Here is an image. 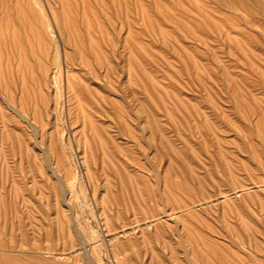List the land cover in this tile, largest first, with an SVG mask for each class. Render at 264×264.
<instances>
[{"label": "rangeland", "instance_id": "374dc122", "mask_svg": "<svg viewBox=\"0 0 264 264\" xmlns=\"http://www.w3.org/2000/svg\"><path fill=\"white\" fill-rule=\"evenodd\" d=\"M23 6L0 55V241L37 264H264V18Z\"/></svg>", "mask_w": 264, "mask_h": 264}, {"label": "bare ground", "instance_id": "6f19581e", "mask_svg": "<svg viewBox=\"0 0 264 264\" xmlns=\"http://www.w3.org/2000/svg\"><path fill=\"white\" fill-rule=\"evenodd\" d=\"M23 4H25V0H0V55L3 46L4 34L11 35L14 32L17 33V28L15 24H17L18 22L20 23L22 22L24 26H29L27 17L25 19H19V18L17 19L13 15H11V13H13V11L15 10L20 14L22 8L24 7ZM238 5L251 11L254 14L255 18L256 16H258L259 20H261L259 17L264 18V0H238ZM262 21L264 20L262 19L261 22ZM261 22L260 24L262 26L264 22L263 23ZM259 34H261V32L257 34V37ZM263 35H259V36H261L262 38ZM260 39L258 40L260 41ZM258 40L256 41V44H258V46L261 47L260 46L261 42H259ZM261 41L263 42V40ZM8 44L12 45L13 41L11 42L9 41ZM172 186L174 187L173 184ZM176 187H180L183 190L189 191V187L185 184L179 183L175 186V188ZM144 193L147 195V200L149 201L160 200V195L157 193L156 189H154V187L149 185L147 182H145ZM32 257L33 256L28 254L27 251L15 247H11V245L9 246V244L0 241V264H37Z\"/></svg>", "mask_w": 264, "mask_h": 264}]
</instances>
